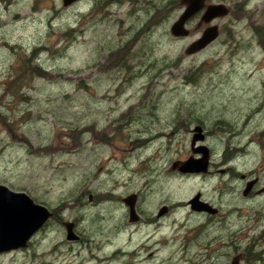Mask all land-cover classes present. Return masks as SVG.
<instances>
[{
  "label": "rangeland",
  "instance_id": "obj_1",
  "mask_svg": "<svg viewBox=\"0 0 264 264\" xmlns=\"http://www.w3.org/2000/svg\"><path fill=\"white\" fill-rule=\"evenodd\" d=\"M209 2L229 14L186 55L179 0H0V184L53 211L0 264H264V0ZM195 126L210 173L171 170Z\"/></svg>",
  "mask_w": 264,
  "mask_h": 264
},
{
  "label": "water",
  "instance_id": "obj_2",
  "mask_svg": "<svg viewBox=\"0 0 264 264\" xmlns=\"http://www.w3.org/2000/svg\"><path fill=\"white\" fill-rule=\"evenodd\" d=\"M77 0H62L63 5L67 6ZM183 6L178 18L172 22L169 32L174 36H186L188 30L185 28V21L190 16L200 12L205 7V0H180ZM228 8L222 3L208 4L201 16V22L210 23L218 17H222L228 13ZM219 31L217 25L206 27L201 35L194 40L185 50L186 54L198 52L203 49L207 44L216 39ZM193 140L203 139L202 129L200 126H195ZM194 152H200L199 158L188 157L180 163L179 171L183 173H195L205 171L207 167V148L205 146L195 149ZM173 163L172 169L176 166ZM256 179L247 182L244 194H246ZM264 191V187L261 188ZM135 194L127 195L124 201L129 206L130 221L138 219L135 211ZM190 208L196 212H209L214 213L216 209L209 203L200 199V194H196L189 201ZM166 210L165 206L161 207L160 213ZM52 215L45 206L35 203L25 192L14 191L4 184H0V253L22 248L28 245L30 237L45 223ZM67 228V239H75L76 236L72 233L73 224L65 223ZM236 264V258L232 261Z\"/></svg>",
  "mask_w": 264,
  "mask_h": 264
},
{
  "label": "flooded vegetation",
  "instance_id": "obj_3",
  "mask_svg": "<svg viewBox=\"0 0 264 264\" xmlns=\"http://www.w3.org/2000/svg\"><path fill=\"white\" fill-rule=\"evenodd\" d=\"M179 3H180V5L182 6V4H181V1L179 0ZM205 7H206V5H208V4H211V2H209V0H205ZM213 4H215V3H213ZM223 4V3H222ZM225 5V4H224ZM226 6V5H225ZM205 7L200 11V12H197L196 14H194V15H192V16H190V18H188L186 21H185V28L188 30V34L186 35V36H188V35H190V29L188 28L190 25H192V24H194V22L196 21V27L197 28H199V29H201L202 28V26H203V28L201 29V33L203 32V30L206 28V27H208V26H211V25H214L215 23H213V21L216 19H214V20H212L210 23H203V22H201V16H202V14H203V12H204V10H205ZM182 8H183V6H182ZM228 8V7H227ZM229 9V8H228ZM229 14V10H228V13L226 14V15H224V16H222V17H226L227 15ZM179 16V15H178ZM178 18V17H177ZM176 18V19H177ZM219 18V17H218ZM175 19V20H176ZM197 19H198V21H197ZM215 25H217V24H215ZM217 27H218V31L220 32V30H219V25H217ZM201 33H200V35H201ZM199 35V36H200ZM173 37H175V38H181V37H186V36H174V35H172ZM199 36H197L194 40H196ZM218 36H219V34H218ZM218 36L216 37V39L218 38ZM216 39H214L213 41H211L209 44H211L212 42H214ZM194 40H192L188 45H187V47L185 48V50L188 48V46L194 41ZM209 44H207L205 47H207ZM204 47V48H205ZM203 48V49H204ZM203 49H201V50H203ZM185 50H184V53H185ZM200 50V51H201ZM199 52V51H198ZM195 53H197V52H194V53H191V54H186V55H193V54H195ZM194 131V133L196 132L195 130H193ZM194 133H193V136H194ZM204 136H203V139H201V140H195V141H192L193 140V136H192V139H191V143H190V147H191V152H192V154L190 155V156H192L193 158H199L200 156H201V154H200V152H194L195 151V149H198L199 147H202V146H205L206 148H207V167H206V170L205 171H199V172H195V173H204V174H209L210 173V168H211V162H210V154H211V152H210V148L208 147V146H206V145H204L203 143H204V141H205V134H203ZM146 143H148V142H146ZM190 156H188V157H190ZM184 161V160H183ZM183 161H181V160H175L173 163H176V167L174 168V169H172V166H171V170H175V171H178V172H180V173H183V172H181V171H179V169H178V167L180 166V163L181 162H183ZM173 165V164H172ZM221 172H223V170L221 169ZM242 179H243V181H244V188H243V190H242V194H243V196H251V194H264V191H262L261 190V188L262 187H264V184H261L260 183V181L258 180V178L255 176V177H253V178H251V177H247V176H243L242 175ZM252 179H256L255 180V182H254V184L252 185V187L250 188V190L246 193V194H244V190L246 189V186H247V182L248 181H250V180H252ZM124 198L125 197H123V199H121L122 200V202L128 207V212H129V206H128V203L126 202V201H124ZM201 199V198H200ZM207 203H208V201H207ZM209 204L211 205V206H213L215 209H216V211L214 212V213H209V212H206V211H203V213H205V214H208V216H211V217H214V216H217L218 215V209L213 205V203L212 202H209ZM134 206H135V204H134ZM51 211V210H50ZM52 212V215L51 216H53V211H51ZM129 214V213H128ZM129 218H130V216H129ZM130 221V220H129ZM47 222V221H46ZM132 222H134V221H132ZM44 226V223H43V225L36 231V232H38L42 227ZM67 233L68 232H66V235H67ZM260 238H261V241H263L264 240V226H263V228H262V230H261V234H260ZM67 239V238H66ZM77 239V237L75 238V240ZM68 240V239H67ZM28 242V241H27ZM28 244H29V242H28ZM26 247V246H25ZM23 248V247H22ZM237 256H234V258H236Z\"/></svg>",
  "mask_w": 264,
  "mask_h": 264
},
{
  "label": "bare ground",
  "instance_id": "obj_4",
  "mask_svg": "<svg viewBox=\"0 0 264 264\" xmlns=\"http://www.w3.org/2000/svg\"><path fill=\"white\" fill-rule=\"evenodd\" d=\"M201 19V18H200ZM123 199V198H122ZM64 223V222H63Z\"/></svg>",
  "mask_w": 264,
  "mask_h": 264
}]
</instances>
